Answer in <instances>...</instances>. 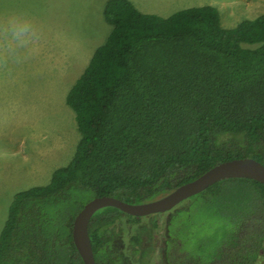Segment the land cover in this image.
<instances>
[{"label":"trees","instance_id":"1","mask_svg":"<svg viewBox=\"0 0 264 264\" xmlns=\"http://www.w3.org/2000/svg\"><path fill=\"white\" fill-rule=\"evenodd\" d=\"M104 17L111 32L66 95L74 154L14 194L0 264H85L73 226L91 199L146 202L229 159L264 164V13L224 27L213 4L163 17L107 0ZM197 213L221 237L190 245ZM89 232L97 264H263L264 183L223 179L147 216L104 207Z\"/></svg>","mask_w":264,"mask_h":264},{"label":"rangeland","instance_id":"2","mask_svg":"<svg viewBox=\"0 0 264 264\" xmlns=\"http://www.w3.org/2000/svg\"><path fill=\"white\" fill-rule=\"evenodd\" d=\"M106 1L0 0V10L15 5L31 13L35 31V39L16 53H10L0 39V231L14 194L47 184L53 171L74 154L79 132L66 95L111 32L104 17ZM133 2L142 11L163 17L213 4L224 27L264 13V0ZM195 217L202 223L190 245L206 236L221 237L222 221L202 213Z\"/></svg>","mask_w":264,"mask_h":264},{"label":"water","instance_id":"3","mask_svg":"<svg viewBox=\"0 0 264 264\" xmlns=\"http://www.w3.org/2000/svg\"><path fill=\"white\" fill-rule=\"evenodd\" d=\"M233 177L252 178L264 183V164L253 157L229 159L214 165L194 180L181 184L154 200L141 203H131L111 195L97 196L88 201L77 214L73 226L74 242L85 264H97L89 225L98 210L113 206L125 213L138 216L170 212L183 201L204 191L210 185Z\"/></svg>","mask_w":264,"mask_h":264},{"label":"clouds","instance_id":"4","mask_svg":"<svg viewBox=\"0 0 264 264\" xmlns=\"http://www.w3.org/2000/svg\"><path fill=\"white\" fill-rule=\"evenodd\" d=\"M0 39L10 53H16L25 48L35 39V31L31 13L15 5L6 6L0 10Z\"/></svg>","mask_w":264,"mask_h":264},{"label":"crops","instance_id":"5","mask_svg":"<svg viewBox=\"0 0 264 264\" xmlns=\"http://www.w3.org/2000/svg\"><path fill=\"white\" fill-rule=\"evenodd\" d=\"M133 1V0H132ZM174 1H176V0H166V3H171V2H174ZM162 3H165L164 1H161ZM136 3V2H135ZM137 6V5H136ZM138 8L140 7V6H137ZM140 9V8H139ZM146 9H151V8H146ZM141 10V9H140ZM158 10H160V9H158Z\"/></svg>","mask_w":264,"mask_h":264}]
</instances>
